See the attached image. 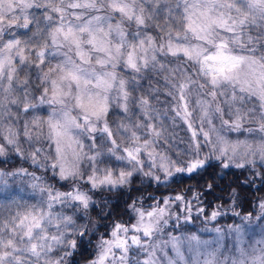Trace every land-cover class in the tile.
<instances>
[{
  "label": "snow or ice",
  "instance_id": "1",
  "mask_svg": "<svg viewBox=\"0 0 264 264\" xmlns=\"http://www.w3.org/2000/svg\"><path fill=\"white\" fill-rule=\"evenodd\" d=\"M256 179L264 0H0V264H264Z\"/></svg>",
  "mask_w": 264,
  "mask_h": 264
},
{
  "label": "trees",
  "instance_id": "2",
  "mask_svg": "<svg viewBox=\"0 0 264 264\" xmlns=\"http://www.w3.org/2000/svg\"><path fill=\"white\" fill-rule=\"evenodd\" d=\"M41 11H42L41 9H31V12L35 15H39ZM13 31L19 33L21 36L23 35V32H24L23 29H14ZM34 78H35V75L33 73V79ZM21 79H23V73H21ZM245 108H247V105H245ZM42 115H44L46 117L47 113H43ZM245 174L250 175V173H245ZM237 175H239L238 171H237ZM233 179H234V177L231 174H229L228 176H226L224 178V183H228L229 181H231ZM240 179L243 180L244 177L241 176ZM217 183H220V181L218 180ZM259 183H260L259 179H256L254 181L252 188L244 190V195H245L246 201H247L246 206L243 209H239V208L235 209L236 211H241L242 214L252 212L253 213V220L255 219V216L259 215V207H258L259 202L261 200H264V189H260L259 191L257 190ZM17 185L18 186H24V185H20L19 181L17 182ZM233 187H235V185H233ZM4 195H5L4 193L0 194V199H2ZM22 195L27 200L29 198L30 191H26V192L22 193ZM215 195H219V193L217 192ZM204 199H206L211 204L212 207H215L216 203H219V201L215 200L214 197L211 195L208 197H205ZM29 202L34 203V201H29ZM203 206L207 207V205H203ZM122 207H123V202L121 201L118 205V208H122ZM209 210H211V209H209ZM175 211H176V209L174 208L173 212H175ZM229 211H231V209ZM203 219H204L203 217H200L199 219H197L195 221L194 224H188V225L184 226V228L182 230L185 231L186 233H191V232H196L199 229H202L201 227H203V226H206V227L208 226L209 228H211L212 226H222L225 224H232V223H239L240 222L239 220L231 217V215L225 216L223 218H219L218 222H214L213 224H208V225H205L202 222ZM167 232L172 233V234L178 233L171 226H169L167 228ZM200 234H206V232L200 233ZM163 235H165V234H163Z\"/></svg>",
  "mask_w": 264,
  "mask_h": 264
},
{
  "label": "rangeland",
  "instance_id": "3",
  "mask_svg": "<svg viewBox=\"0 0 264 264\" xmlns=\"http://www.w3.org/2000/svg\"><path fill=\"white\" fill-rule=\"evenodd\" d=\"M31 11V9L29 10ZM256 103L255 98H253V100L249 103H247V108H251L253 106V104ZM251 126H255V125H251ZM231 138L232 139H236L237 138V134H231ZM241 139H243L244 137H240ZM2 194V193H0ZM228 224L222 225L226 226ZM261 225H264V221H260L259 224H257L255 222V219L253 220V224L250 226L249 230L246 232V235L244 237L245 241H246V246L248 245H254L255 241L261 240L262 238H264V236L261 235ZM206 226L201 227L202 229L205 228ZM208 227V226H207ZM214 227V226H212ZM209 228V227H208ZM201 233H205V232H201ZM179 233H175L174 235H178ZM190 234V233H189ZM200 234V233H199ZM202 239H212L213 236L215 235L214 233H208L206 232V234H200ZM157 239L161 242L166 241L168 239L167 234L163 235V234H158L157 235ZM232 240L233 238L231 237H226L225 242L229 245V247L227 249L224 250V255H231V244H232ZM215 245H213L214 247ZM183 251L185 252V256L188 257L189 253L187 252V249L184 248ZM168 253L169 255H173V253L171 252L170 249H168ZM223 256L220 257L221 260H223Z\"/></svg>",
  "mask_w": 264,
  "mask_h": 264
}]
</instances>
